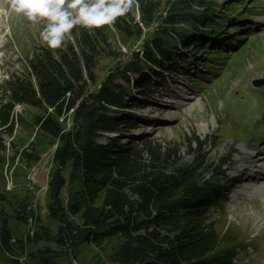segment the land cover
I'll list each match as a JSON object with an SVG mask.
<instances>
[{"label":"rangeland","instance_id":"obj_1","mask_svg":"<svg viewBox=\"0 0 264 264\" xmlns=\"http://www.w3.org/2000/svg\"><path fill=\"white\" fill-rule=\"evenodd\" d=\"M160 1L158 11L162 16L148 25L140 22L137 7L119 19L133 31L138 22L140 36H131L132 31L121 33L116 27L100 28L107 48L96 54L91 69L95 79L101 80L110 64L118 73L125 71L117 79L125 87L121 91L123 105L111 107L119 121L113 136L122 138L118 144L144 139L151 144L176 145L180 161L184 162L193 158L190 151L196 145L195 139L208 138L200 153L209 165L204 180H210L207 185L224 186L217 199L220 209L213 215L214 227L220 235L224 234V245L238 251L236 264H264V184L261 189L257 185L245 188L251 176L264 179V171L259 173L264 163V0ZM0 7L4 9L0 13V37L4 38L0 47L4 53L0 57L1 103L8 99V81L31 76L28 59L45 45L39 39L40 25L12 12L6 0ZM170 8L185 17L175 16L174 24L165 22L164 18L172 19L166 17ZM84 31L75 29L73 41ZM148 37L160 39L163 51L170 54L169 60H162L160 52L155 54L157 59L146 58L141 49L151 43ZM110 51L114 58L108 55ZM137 56L142 58L139 67L129 68L127 63ZM31 81L36 85L32 76ZM89 87L93 88V84ZM191 96L190 106L177 108V101ZM147 105H153V109L137 113ZM43 112L42 106L15 102L9 114L11 132L6 131L5 125L0 126V189L7 190L8 198L0 202V240L2 218L12 215L8 226L18 252L23 251L20 259L25 264L30 263L27 253L37 246L26 241L27 235L33 234L37 222L54 226L47 217V181L57 142H52L34 123V116ZM66 122L70 125L68 118ZM109 136L105 133L100 140L107 141ZM238 150L248 157L237 166L251 172L240 181V171L229 166L230 157H240ZM254 152L256 159L251 162ZM21 205L27 211L23 218L17 217L16 212ZM18 240L25 244L24 248L17 244ZM118 241L111 237L82 244L75 261L109 264V253ZM10 256L0 245V264H10Z\"/></svg>","mask_w":264,"mask_h":264},{"label":"trees","instance_id":"obj_2","mask_svg":"<svg viewBox=\"0 0 264 264\" xmlns=\"http://www.w3.org/2000/svg\"><path fill=\"white\" fill-rule=\"evenodd\" d=\"M137 2L141 23L148 25L161 15L160 0ZM167 15L172 19L164 20L170 24L175 16L185 17L175 8ZM135 24L133 31L118 19L114 27L140 36ZM147 39L151 43L141 51L148 60L157 59L159 52L162 60H169L159 38ZM73 42L65 49L44 46L34 52L27 69L36 85L31 76L11 78L8 99L0 103V126L5 125L9 133L15 102L42 106L44 112L34 116V123L57 142L47 181V217L54 226L37 222L33 234L27 235L26 241L37 246L27 253L30 263L26 264H59V259L77 264L80 245L111 237L119 241L109 253V264H236L238 251L225 246L224 234L214 227L213 215L220 209L217 199L224 186L207 185L210 180H204L209 165L200 153L208 138L195 139L189 162L180 161L176 145L144 139L118 144L122 138L113 134L119 121L111 107L122 104L125 87L117 79L125 71L118 73L110 64L109 72L95 79L91 69L96 54L107 48L100 29H86ZM111 51L108 55L114 58ZM141 61L137 56L127 66L135 69ZM105 133L110 138L100 140ZM2 161L0 155V166ZM6 192L0 189V202L8 201ZM16 212L23 218L25 205ZM11 216L2 218L0 245L11 255L10 264H25L20 259L23 251L18 252L12 241ZM17 244L25 247L20 240Z\"/></svg>","mask_w":264,"mask_h":264},{"label":"clouds","instance_id":"obj_3","mask_svg":"<svg viewBox=\"0 0 264 264\" xmlns=\"http://www.w3.org/2000/svg\"><path fill=\"white\" fill-rule=\"evenodd\" d=\"M5 0H0L3 4ZM11 11L40 25L39 39L48 49L67 48L77 28L95 30L113 28L118 19L125 17L137 0H6ZM4 9L0 7V12ZM4 38L0 37V47ZM4 53L0 52V57ZM2 62V60H0Z\"/></svg>","mask_w":264,"mask_h":264},{"label":"bare ground","instance_id":"obj_4","mask_svg":"<svg viewBox=\"0 0 264 264\" xmlns=\"http://www.w3.org/2000/svg\"><path fill=\"white\" fill-rule=\"evenodd\" d=\"M6 5V4H5ZM1 13V12H0ZM192 96L191 97H189V98H187V97H185V98H182V100H180V101H177L176 102V104H177V108H185V107H187V106H190L191 104H192ZM153 105H147V107H145L144 109H141V110H138L137 111V113H143V112H145V111H149V110H152L153 108ZM147 108V109H146ZM160 112V111H159ZM251 146V145H250ZM55 147H56V145H55ZM251 147H253V146H251ZM253 149H254V147H253ZM252 149V150H253ZM237 153H239L240 154V157H238V158H235V159H233V158H231L230 157V159H229V166L231 167V169H234V170H239L240 171V173H239V175H237V176H239V177H237L238 178V180L240 181L241 179H244V177H246V175H250L251 174V172H248V170L246 169V168H244V169H241V168H239V166H237V163H239L240 161H243V159H245L246 157H248V155L244 152V151H240V150H238L237 151ZM258 154H261V153H258ZM256 157V153L254 152L251 156H250V161L252 162V160H254V159H256L255 158ZM243 158V159H242ZM262 159H263V161H264V156L263 157H261ZM263 164V169H264V163H262ZM249 171H251V170H249ZM250 180H249V182H248V184H247V186H245V188H250V187H257V186H259V188L258 189H261L263 186V184H264V179H262V178H260L259 177V175H255V176H251L250 178H249ZM243 183H241V185H242ZM251 185H253V186H251ZM257 185V186H256ZM8 188L10 187V186H7ZM257 189V190H258ZM258 191H260V190H258ZM262 191H263V189H262Z\"/></svg>","mask_w":264,"mask_h":264}]
</instances>
